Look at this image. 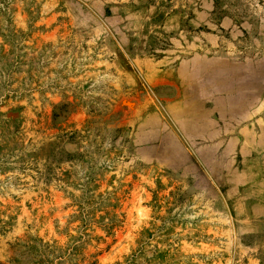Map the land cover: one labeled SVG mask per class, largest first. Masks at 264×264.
I'll list each match as a JSON object with an SVG mask.
<instances>
[{
    "label": "rangeland",
    "instance_id": "1",
    "mask_svg": "<svg viewBox=\"0 0 264 264\" xmlns=\"http://www.w3.org/2000/svg\"><path fill=\"white\" fill-rule=\"evenodd\" d=\"M0 264H264V0H0Z\"/></svg>",
    "mask_w": 264,
    "mask_h": 264
}]
</instances>
